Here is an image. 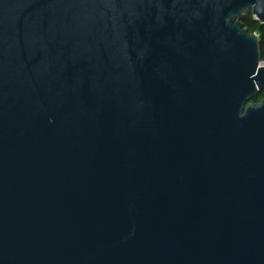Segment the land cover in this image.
Segmentation results:
<instances>
[{
  "label": "water",
  "instance_id": "95a60500",
  "mask_svg": "<svg viewBox=\"0 0 264 264\" xmlns=\"http://www.w3.org/2000/svg\"><path fill=\"white\" fill-rule=\"evenodd\" d=\"M264 0H0V264H264Z\"/></svg>",
  "mask_w": 264,
  "mask_h": 264
},
{
  "label": "trees",
  "instance_id": "16d2710c",
  "mask_svg": "<svg viewBox=\"0 0 264 264\" xmlns=\"http://www.w3.org/2000/svg\"><path fill=\"white\" fill-rule=\"evenodd\" d=\"M242 26L251 34H258L260 36L262 62L264 63V25L255 21L253 15L250 13L242 20Z\"/></svg>",
  "mask_w": 264,
  "mask_h": 264
},
{
  "label": "rangeland",
  "instance_id": "374dc122",
  "mask_svg": "<svg viewBox=\"0 0 264 264\" xmlns=\"http://www.w3.org/2000/svg\"><path fill=\"white\" fill-rule=\"evenodd\" d=\"M258 35V34H257ZM250 104L259 105L261 103H264V90H262L258 96H256L254 99H252Z\"/></svg>",
  "mask_w": 264,
  "mask_h": 264
},
{
  "label": "built area",
  "instance_id": "2783aa9c",
  "mask_svg": "<svg viewBox=\"0 0 264 264\" xmlns=\"http://www.w3.org/2000/svg\"><path fill=\"white\" fill-rule=\"evenodd\" d=\"M263 65H264V63H263Z\"/></svg>",
  "mask_w": 264,
  "mask_h": 264
}]
</instances>
